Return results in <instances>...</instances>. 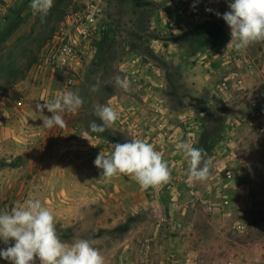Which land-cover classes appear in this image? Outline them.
<instances>
[{
    "label": "rangeland",
    "instance_id": "1",
    "mask_svg": "<svg viewBox=\"0 0 264 264\" xmlns=\"http://www.w3.org/2000/svg\"><path fill=\"white\" fill-rule=\"evenodd\" d=\"M23 1L0 0V35ZM192 1L175 32L161 20L152 24L164 17L162 0H54L43 21L27 3L0 40V212L40 199L60 239H87L105 264H264V202L239 208L238 191L223 188L234 169L227 177L225 164L212 160L217 147L234 149L232 123L254 108L227 47L231 30L222 16L234 0ZM210 4L206 20H196ZM64 45L72 48L66 65L58 59ZM115 76L128 77L131 88H119ZM64 90L84 103L77 114L64 113L66 128L49 129L42 115L52 114L36 104ZM97 104L119 114L103 133L89 128L102 123ZM254 115L258 121L264 111ZM131 139L163 154L168 184L143 190L123 174L101 177L97 155ZM250 139L264 136L252 131ZM184 141L206 150V181H189L176 148ZM12 244L0 240V249ZM0 264L11 262L0 257Z\"/></svg>",
    "mask_w": 264,
    "mask_h": 264
},
{
    "label": "clouds",
    "instance_id": "2",
    "mask_svg": "<svg viewBox=\"0 0 264 264\" xmlns=\"http://www.w3.org/2000/svg\"><path fill=\"white\" fill-rule=\"evenodd\" d=\"M54 0H30L32 14L40 15L41 20L49 14ZM230 11L222 18L231 30V39L227 47L237 52L245 51L249 46L264 42V0H234L228 4ZM206 11H212L206 9ZM220 16V13H216ZM116 85L128 91L131 81L128 77L115 76ZM98 90L93 85L91 91ZM36 104L39 113L47 109L51 117L42 115L43 126L66 128L64 113L77 114L84 101L71 90L60 92L53 100H43ZM95 115L102 123L90 122L92 132L103 133L119 119V114L110 104L95 106ZM113 151L106 155L102 151L94 160V165L102 169L101 177L111 179L123 174L136 182L143 190L156 189L171 180V170L163 154L153 144L142 139H131L125 143L111 144ZM177 150L187 161L190 182L206 181L210 175L207 153L203 148L194 147L191 142H179ZM0 240L14 244L0 249V257L11 264H105L100 250L87 239H78L72 243L62 241L57 233L53 211L40 199L29 198L23 203L17 202L10 211L0 212Z\"/></svg>",
    "mask_w": 264,
    "mask_h": 264
},
{
    "label": "crops",
    "instance_id": "3",
    "mask_svg": "<svg viewBox=\"0 0 264 264\" xmlns=\"http://www.w3.org/2000/svg\"><path fill=\"white\" fill-rule=\"evenodd\" d=\"M230 53L240 67L238 71L243 81L241 85L243 83L248 100L252 102L254 108L249 105V109L244 110L248 116L241 122L232 123L236 131L233 139L234 149L227 150V144L224 143L226 146L217 147L216 152L219 154L213 156L212 160L225 164L229 169L224 171L227 177L233 176L231 170L234 169V179L232 181L224 179L223 188L228 192L230 188L238 191L239 208L257 209L260 201L264 202V140L256 139L253 141L254 144H249L247 139L251 140L252 131L259 137L264 136V118L257 121L254 117L256 113L262 114L264 109V42L249 46L246 49V57L234 49L230 50ZM234 158L237 160V166L232 164Z\"/></svg>",
    "mask_w": 264,
    "mask_h": 264
},
{
    "label": "built area",
    "instance_id": "4",
    "mask_svg": "<svg viewBox=\"0 0 264 264\" xmlns=\"http://www.w3.org/2000/svg\"><path fill=\"white\" fill-rule=\"evenodd\" d=\"M162 1L165 2V6H166V11L162 12L164 14V17H162L163 19L161 18L159 19L157 16L155 20L152 22V24L156 25L161 20L173 32H175V30L177 29H181L182 27H184V22H183L184 18L186 16H190L193 11L192 9L196 6V3H194V1L189 2V0H162ZM211 7H212L211 4L205 5L203 10L198 13L195 19L199 20L200 18L201 20H206V18L208 17L207 15L212 13V11H206V9H211ZM71 51L72 48L70 46L64 45L63 50L58 55V59H60V61H62L63 64L65 65L68 64V61L70 60V55H72L70 53ZM237 83L240 84L241 81L237 79ZM262 111H264V109H262Z\"/></svg>",
    "mask_w": 264,
    "mask_h": 264
},
{
    "label": "water",
    "instance_id": "5",
    "mask_svg": "<svg viewBox=\"0 0 264 264\" xmlns=\"http://www.w3.org/2000/svg\"><path fill=\"white\" fill-rule=\"evenodd\" d=\"M30 0H24L23 3L20 6V9L18 11V13L13 17V19L9 22V24L6 26V28L4 29V31L1 33L0 35V40L5 36V34L7 33V31L10 29V27L14 24V22L19 18V16L21 15V13L23 12L25 6L27 5V3Z\"/></svg>",
    "mask_w": 264,
    "mask_h": 264
},
{
    "label": "flooded vegetation",
    "instance_id": "6",
    "mask_svg": "<svg viewBox=\"0 0 264 264\" xmlns=\"http://www.w3.org/2000/svg\"><path fill=\"white\" fill-rule=\"evenodd\" d=\"M189 128L191 129L192 127L190 126Z\"/></svg>",
    "mask_w": 264,
    "mask_h": 264
}]
</instances>
